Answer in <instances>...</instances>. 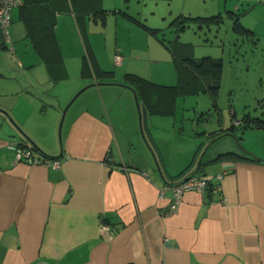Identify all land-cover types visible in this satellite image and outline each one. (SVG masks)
<instances>
[{
  "label": "crops",
  "instance_id": "0c3cea01",
  "mask_svg": "<svg viewBox=\"0 0 264 264\" xmlns=\"http://www.w3.org/2000/svg\"><path fill=\"white\" fill-rule=\"evenodd\" d=\"M163 1L135 14L124 0H22L12 9L8 42L0 32V107L49 162L17 159L16 146L33 145L0 112V264H264V128L241 130L235 117L220 134L194 127L184 150L177 98L213 95L214 79L178 65L199 59L188 42L169 53L173 84L146 78L152 69L134 59L142 40L155 45L149 56L162 53L160 31L131 18L150 28L169 20L178 33V16L219 15L210 25L230 19L234 32L264 35V0ZM256 8L260 28L244 26ZM95 82L67 109L60 146L62 108ZM221 172L220 190H187L170 210L173 185L193 175L216 184Z\"/></svg>",
  "mask_w": 264,
  "mask_h": 264
},
{
  "label": "rangeland",
  "instance_id": "374dc122",
  "mask_svg": "<svg viewBox=\"0 0 264 264\" xmlns=\"http://www.w3.org/2000/svg\"><path fill=\"white\" fill-rule=\"evenodd\" d=\"M105 1L108 2V6L114 3L118 5L122 2V0ZM124 2L129 3L130 12L133 14L139 11L145 13L156 11L157 3L164 5L163 0H124ZM258 9L256 8L246 17H241L244 20V26L249 24L257 29L260 28V21L257 22L260 18V14L257 13ZM242 11L243 9L239 12ZM141 18L145 24L149 22L147 19H145L146 22L143 20L145 17ZM169 22L166 20L162 22L164 25H152L154 26L152 28H161L157 38L162 41V44L154 41L162 53L158 57L151 53L149 56L147 49L152 47L153 50L155 45L147 40H142L144 50L142 54L139 50L138 54L142 56V59H134L136 62L143 63L146 71L148 67L152 69L151 72L145 73L146 78L157 83H174L175 74L173 72L175 69L171 60L169 62L168 59L171 49L177 46L172 42L176 34H178L176 37L178 41L190 43L187 46L191 45L194 57L201 60L202 56H213L216 61H220L222 69L219 79L213 81L215 85L219 83V86L211 88L213 95L199 92L197 94H181L177 98L176 118L183 128L184 150L188 149V144H191L190 137L194 127L197 129L226 128L235 118L241 120L246 115L264 118V35L245 33L240 29L234 32L231 29L230 19H225L220 26L210 25L209 21L190 22V25L180 33H176L171 27H166ZM152 24L155 23L152 22ZM111 31L110 26L107 29L108 35H112ZM133 101L135 102V99L131 100L130 106L137 111ZM207 118H210V121L206 123ZM238 138H241L240 140L246 145L254 146L253 144H255L254 137L249 133L243 134V137H241V133H238Z\"/></svg>",
  "mask_w": 264,
  "mask_h": 264
},
{
  "label": "built area",
  "instance_id": "2783aa9c",
  "mask_svg": "<svg viewBox=\"0 0 264 264\" xmlns=\"http://www.w3.org/2000/svg\"><path fill=\"white\" fill-rule=\"evenodd\" d=\"M22 4V0H0V32L3 37L4 42L9 41V34H8V27L11 22V12L12 9L18 7ZM121 60V56L119 53L115 54L114 63H119ZM16 157L20 160H26L28 162H49L48 160H44L40 157H36L34 151L31 148L23 147V146H16ZM52 164L54 166L58 165V161L53 160ZM223 172L218 173L215 175L217 180L216 184H213L211 180L205 177H195L191 179L184 180L172 186L173 191V199L170 205V210H174L183 193L187 190H196L200 192H205L207 189L211 191L220 190L219 180L222 178ZM102 228L108 230L110 229V225L106 222H102Z\"/></svg>",
  "mask_w": 264,
  "mask_h": 264
},
{
  "label": "trees",
  "instance_id": "16d2710c",
  "mask_svg": "<svg viewBox=\"0 0 264 264\" xmlns=\"http://www.w3.org/2000/svg\"><path fill=\"white\" fill-rule=\"evenodd\" d=\"M217 17H219V15H213V16H208V17L207 16H194V17L178 16L174 20H172V23H175L177 25L176 31L179 33L180 31H182L184 29V27L187 26L188 21L195 20L198 22H203V21H209V20H216ZM131 18L134 19L135 21H137L138 24L142 25L144 28L149 29V31L154 33V34H157L160 31V29H158V28L148 27L146 24L142 23L141 21L137 20L134 17H131ZM234 26L237 29H239V27H240L238 22H236ZM177 35L178 34H176V37H177ZM176 37H174L172 42L175 44H183L182 42L178 41L176 39ZM176 62H178V65H179V63H184L189 68V70H191L195 74L201 75V76L207 75V76L213 78L214 81L219 79L220 74H221V70H222L220 61H216L215 58L208 56V55L202 56L201 60H199V59L195 60V59H192L190 57H185L182 59H176ZM214 86H216V87L219 86V83H217V85L214 84V85L210 86L209 90ZM210 91L212 92V89ZM230 127L232 128L233 125H231ZM238 127L241 130L264 128V118L251 117L249 115H246L243 119H241V122L239 123ZM227 130H229V129H227ZM25 147L31 148L32 150L34 148V146H25Z\"/></svg>",
  "mask_w": 264,
  "mask_h": 264
},
{
  "label": "water",
  "instance_id": "95a60500",
  "mask_svg": "<svg viewBox=\"0 0 264 264\" xmlns=\"http://www.w3.org/2000/svg\"><path fill=\"white\" fill-rule=\"evenodd\" d=\"M92 84H96L95 83H89L87 85H84L83 87H81L80 89H78L73 96L69 99V101L65 104V106L62 108L59 120H58V125H57V132H58V139H59V143L61 146V141H62V126H63V122H64V118L67 112V109L69 108V106L72 104V102L76 99V97L83 91L85 90L87 87H89ZM135 97V101H136V107L140 116V106L138 103V98L137 95L134 94ZM0 112L3 113L4 115H6V117L8 118V120L11 122V124L18 130V132H20V134L25 137L33 146L34 148L38 149V150H42L41 147L24 131V129L20 126V124H18L15 119L9 114V112L3 108L0 107ZM43 152V151H42ZM61 153V152H60Z\"/></svg>",
  "mask_w": 264,
  "mask_h": 264
},
{
  "label": "flooded vegetation",
  "instance_id": "af4514ba",
  "mask_svg": "<svg viewBox=\"0 0 264 264\" xmlns=\"http://www.w3.org/2000/svg\"><path fill=\"white\" fill-rule=\"evenodd\" d=\"M231 125H233V124H231ZM231 125H230V126H231ZM238 125H239V124H238ZM230 126H229V127H226V128L223 127L224 129L222 128V130L220 129L219 131L217 130V133L220 134L219 132L227 131V129H230V128H231ZM233 126H234V125H233ZM232 128H233V127H232ZM237 128H239V127H237ZM204 148H206V146H205ZM195 177H202V176H194V175H193L192 177H190V178H188V179L195 178Z\"/></svg>",
  "mask_w": 264,
  "mask_h": 264
}]
</instances>
